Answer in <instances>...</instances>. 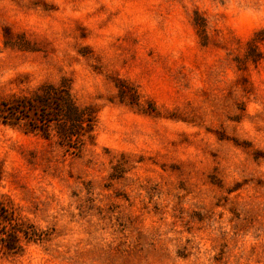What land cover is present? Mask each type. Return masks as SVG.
<instances>
[{
  "label": "rangeland",
  "instance_id": "374dc122",
  "mask_svg": "<svg viewBox=\"0 0 264 264\" xmlns=\"http://www.w3.org/2000/svg\"><path fill=\"white\" fill-rule=\"evenodd\" d=\"M263 28L264 0H0V264H264Z\"/></svg>",
  "mask_w": 264,
  "mask_h": 264
},
{
  "label": "trees",
  "instance_id": "16d2710c",
  "mask_svg": "<svg viewBox=\"0 0 264 264\" xmlns=\"http://www.w3.org/2000/svg\"><path fill=\"white\" fill-rule=\"evenodd\" d=\"M255 41H258V42L264 44V28L257 33V38ZM247 57L252 59V60L258 59L259 53H257L255 51V45H254V48L252 47V45L250 46V49L247 52Z\"/></svg>",
  "mask_w": 264,
  "mask_h": 264
}]
</instances>
